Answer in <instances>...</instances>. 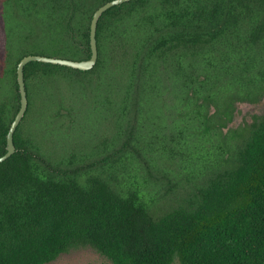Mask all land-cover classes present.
I'll use <instances>...</instances> for the list:
<instances>
[{"label": "trees", "instance_id": "trees-1", "mask_svg": "<svg viewBox=\"0 0 264 264\" xmlns=\"http://www.w3.org/2000/svg\"><path fill=\"white\" fill-rule=\"evenodd\" d=\"M6 1L5 23L26 32L13 41L5 35L0 55L6 92L0 93V156L20 104L19 60L27 54L88 58L92 14L108 0ZM9 6L16 9L11 14ZM96 35L92 69L24 66L28 107L14 132L15 152L0 162V264H48L84 248L111 264H264V120L236 145L230 165L214 166L191 195L156 214L137 187L122 189L111 173L50 164L26 119L39 108H67L63 87L86 91L111 68L120 73L107 83L113 98H122L126 109L135 100L139 112L153 99L160 66L196 89H209L210 65L212 85L222 80L239 93L258 91L264 88V0H131L104 11Z\"/></svg>", "mask_w": 264, "mask_h": 264}, {"label": "rangeland", "instance_id": "rangeland-1", "mask_svg": "<svg viewBox=\"0 0 264 264\" xmlns=\"http://www.w3.org/2000/svg\"><path fill=\"white\" fill-rule=\"evenodd\" d=\"M7 4L0 0V55L5 35L13 41L26 32L23 25L5 23ZM14 9L9 6V14ZM207 67L212 78L206 83L209 89H196L190 81L183 85V74L176 78L160 66L153 99L141 112L135 100L126 109L122 98H113L107 83H115L120 73L111 68L103 73L100 85L90 84L86 91L63 87L67 108H39L26 119L50 164L61 162L63 171L111 173L112 182L122 189L137 187L152 210L162 213L191 195L214 166L230 165L236 145L264 120V88L239 93V88L222 80L212 85L214 73ZM204 77L197 74L198 80ZM238 93L243 97L237 98ZM39 164L43 166V161ZM48 264L111 262L84 248Z\"/></svg>", "mask_w": 264, "mask_h": 264}, {"label": "water", "instance_id": "water-1", "mask_svg": "<svg viewBox=\"0 0 264 264\" xmlns=\"http://www.w3.org/2000/svg\"><path fill=\"white\" fill-rule=\"evenodd\" d=\"M131 0H108L103 4L99 5L93 12L90 23V56L86 59L82 60H74L69 58L55 57V56H47L41 54H27L23 56L16 67V80L18 84V91L20 95V107L18 112L16 113L13 121L10 124L8 129V134H6V152L0 156V162L4 161L8 157H10L16 150L14 144V132L20 124L22 118L25 115V112L28 107V98L26 94L27 88H25V80H24V66L31 61H40L45 63L59 64L67 67H71L74 69L80 70H89L94 67L97 62V24L98 20L101 17L102 13L106 11L113 5L129 2Z\"/></svg>", "mask_w": 264, "mask_h": 264}, {"label": "flooded vegetation", "instance_id": "flooded-vegetation-1", "mask_svg": "<svg viewBox=\"0 0 264 264\" xmlns=\"http://www.w3.org/2000/svg\"><path fill=\"white\" fill-rule=\"evenodd\" d=\"M3 51H4V49H3ZM4 89H5L4 87H0V93H1V94H2V93H6ZM6 90H7V88H6ZM19 107H20V104H19ZM18 110H19V109H18ZM17 112H18V111H17ZM17 112H16V113H17ZM15 115H16V114H15ZM14 117H15V116H14ZM13 119H14V118H13ZM12 121H13V120H12ZM12 121H11V122H12ZM11 122H10V124H11ZM9 127H10V125H9ZM8 129H9V128H8ZM7 132H8V130H7ZM7 134H8V133H7Z\"/></svg>", "mask_w": 264, "mask_h": 264}]
</instances>
